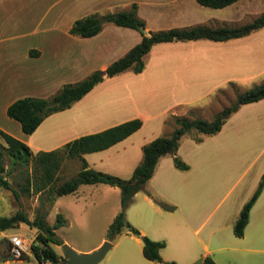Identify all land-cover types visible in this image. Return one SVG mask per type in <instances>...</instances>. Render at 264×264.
<instances>
[{
    "label": "crops",
    "instance_id": "0c3cea01",
    "mask_svg": "<svg viewBox=\"0 0 264 264\" xmlns=\"http://www.w3.org/2000/svg\"><path fill=\"white\" fill-rule=\"evenodd\" d=\"M19 1L0 0V72L3 71L0 75V80L2 82H5L4 76H6L8 70L16 72V77L11 78V81L12 79L28 81L33 75L32 72L37 70V66L43 71H70L69 73L72 76L70 75L69 77H73L80 70L88 67L96 55L122 49L123 54L121 55L124 56L141 41L142 35L140 31L113 23H105L102 31L93 37L84 38L70 34L69 30L77 19L91 14L128 11L132 5H136L138 17L146 23L145 31L147 32L192 26H207L211 28L237 27L252 21L264 11L256 15L253 14L251 20L240 24L236 22L238 17L237 9L239 10L241 6L249 11V8L258 0H238L224 8L202 6L195 0H54L50 4L49 2L46 4V9L39 19L38 25L31 32L15 34L13 27L17 21L14 18V14L17 13L15 8L20 5ZM53 10L54 13L51 14ZM147 56H152L151 66L153 70H156L150 84L152 85L151 91L153 93L151 91L148 93L147 89L137 86L138 83L143 82L138 77H144L142 74L145 73L149 66V62H145V68L140 73L125 71L114 77H106L70 108L46 117L32 134H25L19 122L18 124L16 123L15 130L8 128L7 125L12 124L16 120L8 117L7 109L13 102L23 97L48 96L37 93L13 95L7 88L2 86L3 84L0 81V115L3 117L0 131L20 139L34 153H37L39 151L49 152L59 149L78 137L100 132L135 118L142 120V127L148 119H156L158 120L157 126H164L167 121H159V118L167 115L168 112H171L169 114L171 116H186L185 108L187 107L183 104L177 105L180 102H176L174 96L173 102L170 104L158 102L155 105V109H150L151 102L158 100L157 96L168 95L170 97V95H175L174 87L177 86V76L183 77L182 82L179 83L181 86H186V88L202 86L206 92L208 91L207 93L218 89L219 86L224 84H237L238 81H249L250 79H258L264 76V28L256 30L247 36L226 41L198 39L158 43L152 47L144 59ZM115 59L117 60V57L102 65L100 69H106ZM21 70H27V72H20ZM131 72L138 76L130 75L129 73ZM89 75L90 72L86 74V77ZM79 79L69 80L68 82L76 83ZM173 79L174 83L172 84ZM68 82H63L62 85ZM261 83H264V80L258 84ZM53 92L56 93L55 90ZM143 101H147L144 104L145 107L140 106ZM178 106L183 108L177 110ZM244 108L255 109L251 111L264 119V98L256 102L243 104L235 113L241 112ZM112 119L114 122H111ZM142 127L110 148L84 154L83 157L88 167L98 171L102 170L94 158H89L88 156L98 152L105 154L104 156L109 160H115L114 162L121 163L124 160L127 162V155L120 153V151L130 145L134 147L132 145L134 142H131L138 136L137 134H139ZM241 130L243 129H237L235 137H232V139L236 138V135ZM159 131H163V129H158V131L155 129L151 135H155ZM205 136L212 135L199 133L193 139L196 142H202ZM156 137L158 136H155L152 140ZM198 138L201 140L199 141ZM0 145H6L1 135ZM144 145L142 140L136 144L135 157H131V159L134 163L135 159L138 160L133 164V171L143 159L142 148ZM235 146H237V142L232 140L229 149L232 150ZM179 150L180 144L176 156L180 159L182 158L185 162L181 160L188 164L189 168L187 170L178 169L175 166L172 154L161 157L153 176L148 180L144 189L136 193L133 198L135 200L139 194H142L139 199L141 205H138L132 212L131 208L128 207L126 219L131 221L129 212L130 215L134 214L139 222H131L142 235L145 234L144 236L147 235L150 239L166 243V246L161 250L164 262L202 264L204 257L209 255L217 264H232V259H237L241 264H264V258L253 257V255H242L239 257L235 253L218 254L225 248L223 245L218 246L225 242V238L220 232L222 229L228 228L229 225L233 226V238H245L244 245L239 246L240 248L238 246L234 247V249H246L252 252L264 251V188L250 211L249 222L243 236L238 237L235 235L234 226L244 204L256 191V188L255 190L252 188L254 186L251 187L248 194L244 197H237L238 199L235 201L230 213L228 211L224 212L217 219L215 218L211 221L203 237L198 239V244L201 245L200 253L197 252V246L194 249L195 245L193 247V244L188 241L185 235L186 228L193 222L203 220L202 225H204L209 221L213 212L205 216L207 207L221 192L224 179L219 173L221 157L218 148L202 157H197L194 163L185 159ZM80 169L81 167L78 171ZM155 182L158 183V189H162L159 195L157 194L159 192H151V188H155ZM79 189L71 194L79 195ZM103 191L108 193V188L105 187ZM167 192L169 193L167 194ZM38 193L41 194L42 191ZM154 199H157L158 204L153 202ZM159 203H166L174 208L165 210ZM55 205L56 200L46 217L47 221ZM20 210L22 208L19 207V203H16V197L12 191H0V217L11 216ZM176 210H180V215H177V217L171 218L162 214V212L172 213ZM117 214L118 211L109 216L112 219L109 227ZM162 215L164 220L161 217L159 218ZM28 216L31 220L35 218L29 214ZM63 217L66 222L61 227L71 223V220L66 215H63ZM55 223L56 221L54 223L49 222L51 225ZM26 227L31 230L35 229L25 223H20L16 228ZM119 236L120 238L125 236V238L129 239H121L119 242L111 240L113 243L111 249L114 247H117V249L104 264H163V262L151 261L144 257L141 237L127 231H123ZM35 237L34 234L32 240ZM60 238L64 244L68 243L66 238ZM164 238H166V241ZM106 240V235L101 237L91 250L97 249ZM227 240L238 245V239L229 238ZM169 242L170 245L173 244L171 252L168 251ZM53 246L59 254H62L57 249L58 245ZM0 255V260L5 264L15 261L22 262L23 260H33L36 264H41L33 254L24 259H13L12 257L7 259V249H4L3 252H0Z\"/></svg>",
    "mask_w": 264,
    "mask_h": 264
},
{
    "label": "rangeland",
    "instance_id": "374dc122",
    "mask_svg": "<svg viewBox=\"0 0 264 264\" xmlns=\"http://www.w3.org/2000/svg\"><path fill=\"white\" fill-rule=\"evenodd\" d=\"M53 1L54 0H20V5L15 8V10L17 9V13L14 14V18L17 22H15L13 27L14 33L23 34L31 32L38 25V21L46 9V4L48 2L50 4ZM263 10L264 0L256 1V3L249 8V11L245 7L240 6V9H237L236 11L238 13L236 22L244 24L251 20L253 14H259ZM246 12L247 14H245ZM53 13L54 10L51 14ZM121 54H123L122 49H118L113 52H105L104 54L96 55L93 62L90 63L88 67L80 70L79 73L73 77H69L70 75L72 76V74L69 73L70 71H43L37 66V70L32 72L33 75L28 81L19 79H12L11 81V78L16 77V72L10 70H8L6 76H4L5 82H2V80L0 81L3 84L2 86L7 88L13 95L37 93L50 97L55 94L53 90L57 92L59 86H61L63 82H68L69 80L78 78H80L79 81L83 80L88 72L91 74L96 70H103L100 69L102 65L109 63L113 58L117 57L118 59L122 56ZM151 61L152 56H147L145 62H149V66L145 73L142 74L144 77H138L139 79L141 78L143 82L138 83L137 85L138 87L147 89L148 93L152 90V85L150 84L153 74L156 72V70H153L151 66ZM20 72L26 73L27 70H21ZM2 73L3 71L0 72V75ZM129 74L135 77L138 76L132 72ZM176 79L177 86L174 87L175 95H170V97H168V95L157 96L158 100L151 102L152 105L150 109H155V105L158 102H161L162 104H170L173 102L174 96L176 102H180L177 105L183 104L187 107L185 108L186 116L184 117H199L210 120L217 112H220L223 108L234 103L240 94L252 88L255 84L263 82L264 76H261L258 79H250L249 81H238L237 84H224L219 86L218 89L220 90L215 89L210 93H207L208 91L206 92L202 86L183 87L179 84L182 82L183 77L177 76ZM142 83L143 85H141ZM173 83L174 79L172 80V84ZM145 103H147V101H143L140 106L145 107ZM180 108L178 106L177 110H180ZM251 110L255 109L244 108L241 112L234 113L229 119H227L226 124L220 132L212 136H205L202 142H196L193 139L199 135V133L195 131L186 134L180 141L179 152H181V155L189 162L194 163L197 157H202L208 152L215 150V148H218L220 151L221 165L219 166V173L223 176L224 184L219 195L215 197V199H213L207 207L205 216L209 213H213L210 216L209 221L204 225H202L204 222L203 220L193 222L186 228L185 231L186 238L193 244V247L195 245L194 249L197 246V252L199 253L201 252V245L198 244V239L203 237V234L207 231L211 221L215 218L217 219L224 212L228 211V213H230L232 207L235 205V201L239 197L242 198L248 194L252 186H254L252 187L254 190L255 188L257 189L262 175L264 174V119L253 113ZM170 113L171 112H168L167 115L159 118V121L170 120V122H166V125L164 126H157L158 120L156 119H148L145 121L144 126L139 131V134H137L138 136L131 142H134L132 144L134 147L130 145L126 149L120 151V153L127 155V162H125V160V163L123 161L121 163L114 162L115 160H109L106 156H104L105 154L99 152L89 154V158H94L95 162L98 166H100L99 168L102 169L100 171L122 178H129L133 171V164H135L138 160L135 159L134 163L131 159V157H135V147L137 142L142 140L144 141V144H147L155 136L170 135L175 127V123L171 119V115H169ZM111 122H114V120L112 119ZM16 123L18 124V122L13 121L12 124L7 126L8 128L15 130L17 126ZM2 124L3 117L0 115V125ZM155 129H157V131L158 129H163V131H159L155 135H151ZM237 129L243 130L236 135V138L232 139V137H235ZM232 140L237 142V146L230 150L229 147ZM79 161L80 160L68 158L63 154L61 157L60 167L56 171V181L54 182V185L58 186L64 181L74 177L77 174L78 169L81 167V162ZM4 163L6 169H8L10 159L7 155L5 156ZM38 166L39 165L35 162V160L32 159L27 168L19 167L13 170L10 176L13 188L20 195V198L16 199V203H19V207H21L23 211L33 218L38 213H42L47 217L52 204H54L52 200L53 194H50L45 190L39 194L36 190L34 181L42 175V170ZM27 178H29V181ZM26 186L30 188L29 192L24 191L23 188ZM105 187L108 188V193L103 191ZM158 188V183L155 182V188H151V192H159L157 193L159 195L162 189L159 190ZM0 191L3 190L0 189ZM168 193L169 192H167V194ZM140 197H142V194H139L135 200L133 199L131 205L129 206V208H131V212L132 210H135L138 205H141L139 200ZM153 202L158 204L157 199H154ZM120 210L121 195L119 188L103 183L94 185L90 184L82 186L79 189V195L68 194L57 197L56 205L53 207L52 212L48 217V221L50 223H54L59 213H62L64 216L66 215L71 220V223L57 229V236L66 238L68 240L67 244L78 253H90L95 250H91V248L101 237L106 235L107 240L111 241L108 237V230L112 219L109 216L117 211L119 213ZM179 211L180 210H176L172 213L162 212V214L166 215V217L173 218L180 215ZM163 215L159 216V218L161 217V219H163ZM129 216L132 222H139L134 214L130 215L129 212ZM131 221L129 222L132 224ZM13 233L20 234L33 243L36 237L34 240H32V238L34 234L35 236L37 235L38 231L36 229L31 230L26 227L10 229L5 233L0 232V252L7 249L8 253V236ZM220 233L224 236L225 242L219 244L218 246L223 245L225 248L218 254L235 253L239 257L242 255H253V257L264 258V251L262 250L259 252H252L246 249H234V247L243 246L245 238H233V226L229 225L228 228L222 229ZM230 233L232 234L230 235ZM117 237L113 239L114 242H119L121 239H129L125 238V236H121L122 238H120V236L118 238ZM229 238L238 239V245L234 242L228 241L227 239ZM165 239L166 238H164V240ZM169 246L168 251L171 252L173 244L170 245L169 242ZM259 248L263 249L262 247ZM57 249L62 253L61 255H65L62 246L59 247L58 245ZM116 249L117 247L112 248L99 264H104L116 251ZM231 262L232 264H241L237 259H232ZM0 264L5 263H2L0 260ZM7 264H36V262L33 260H23L22 262L15 261Z\"/></svg>",
    "mask_w": 264,
    "mask_h": 264
},
{
    "label": "trees",
    "instance_id": "16d2710c",
    "mask_svg": "<svg viewBox=\"0 0 264 264\" xmlns=\"http://www.w3.org/2000/svg\"><path fill=\"white\" fill-rule=\"evenodd\" d=\"M200 5L210 8H224L238 0H195ZM105 23H113L118 26L128 27L140 31L141 41L132 47L124 56L112 62L104 70H96L89 76L76 83L64 84L55 94L50 97H23L13 102L7 109L9 118L20 123L25 134H32L49 115L70 108L75 102L81 100L97 84L106 77H114L125 71L140 73L145 68V56L152 47L158 43L174 41H190L198 39H209L213 41H226L240 38L252 32L264 28V11L252 21L237 27L211 28L207 26H192L184 28H170L159 31H145L146 23L138 17L137 6L132 5L128 11L108 12L105 14H91L77 19L71 26L69 32L72 35L84 38L93 37L99 34ZM234 84V83H230ZM264 98V83L254 85L252 88L240 94L237 100L230 106L217 112L212 119L188 118L172 115L171 119L175 127L170 135H161L145 144L142 148L143 159L137 165L130 178H122L88 167L83 155L86 153L102 151L118 142L128 138L142 127V120L139 118L125 121L103 131L83 135L69 141L63 147L53 151H39L34 153L32 149L20 139L0 131L6 145H0V189L12 191L19 199L18 192L13 188L9 177L12 171L19 168H27L32 159L39 165L42 175L34 181L37 192L47 191L53 194V203L57 197L76 192L84 184H109L116 186L121 191V210L114 218L108 230L109 239L113 240L123 231H127L142 238L143 255L146 259L163 262V264H175V262H164L161 250L166 246L164 241H156L144 236L126 219V210L132 203L136 193L143 190L146 183L153 176L159 159L167 154L174 156V163L178 169L187 170L189 165L184 163L176 152L181 138L192 132L205 135H214L221 131L227 119L243 105L256 102ZM167 122H170L167 121ZM200 141L201 139L198 138ZM68 158L81 161V169L77 174L62 184L55 186L56 171L60 167L62 155ZM10 159L8 169L5 167V156ZM29 181V178H27ZM264 188V174L252 197L244 204L234 226V233L241 237L249 222L250 211ZM29 192L28 186L23 188ZM165 210H172L174 207L166 203H159ZM66 220L62 214L56 217L54 225L49 224L46 216L38 213L33 220L28 214L20 210L11 216L0 217V232L14 229L20 223H25L35 228L38 233L35 241L31 244V251L38 262L46 259L54 264H67L65 255L59 254L53 245L62 246L63 240L57 236L55 230L64 225ZM11 244L6 258L11 256ZM202 264H217L214 259L207 255Z\"/></svg>",
    "mask_w": 264,
    "mask_h": 264
},
{
    "label": "water",
    "instance_id": "95a60500",
    "mask_svg": "<svg viewBox=\"0 0 264 264\" xmlns=\"http://www.w3.org/2000/svg\"><path fill=\"white\" fill-rule=\"evenodd\" d=\"M113 243L106 240L100 247L90 253H78L68 244H63L62 249L68 259L67 264H99L108 251L111 249Z\"/></svg>",
    "mask_w": 264,
    "mask_h": 264
},
{
    "label": "built area",
    "instance_id": "2783aa9c",
    "mask_svg": "<svg viewBox=\"0 0 264 264\" xmlns=\"http://www.w3.org/2000/svg\"><path fill=\"white\" fill-rule=\"evenodd\" d=\"M8 240L11 244V256L13 259H24L27 256L33 254L31 251V244L28 239L20 234L13 233L8 236ZM41 264H54L51 260L46 259Z\"/></svg>",
    "mask_w": 264,
    "mask_h": 264
}]
</instances>
